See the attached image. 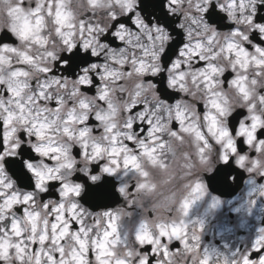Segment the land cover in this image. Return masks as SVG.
<instances>
[{"label":"clouds","instance_id":"obj_1","mask_svg":"<svg viewBox=\"0 0 264 264\" xmlns=\"http://www.w3.org/2000/svg\"><path fill=\"white\" fill-rule=\"evenodd\" d=\"M146 2L0 0V264H264V0Z\"/></svg>","mask_w":264,"mask_h":264}]
</instances>
